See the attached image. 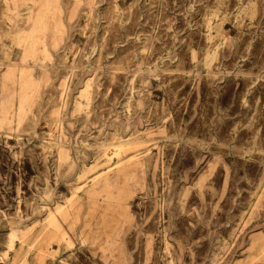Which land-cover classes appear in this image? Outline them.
I'll return each mask as SVG.
<instances>
[{
	"label": "rangeland",
	"instance_id": "obj_1",
	"mask_svg": "<svg viewBox=\"0 0 264 264\" xmlns=\"http://www.w3.org/2000/svg\"><path fill=\"white\" fill-rule=\"evenodd\" d=\"M0 264H264V0H0Z\"/></svg>",
	"mask_w": 264,
	"mask_h": 264
},
{
	"label": "bare ground",
	"instance_id": "obj_2",
	"mask_svg": "<svg viewBox=\"0 0 264 264\" xmlns=\"http://www.w3.org/2000/svg\"><path fill=\"white\" fill-rule=\"evenodd\" d=\"M13 232V231H12Z\"/></svg>",
	"mask_w": 264,
	"mask_h": 264
}]
</instances>
